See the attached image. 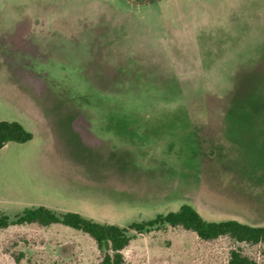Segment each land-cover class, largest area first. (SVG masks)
<instances>
[{
  "label": "rangeland",
  "instance_id": "374dc122",
  "mask_svg": "<svg viewBox=\"0 0 264 264\" xmlns=\"http://www.w3.org/2000/svg\"><path fill=\"white\" fill-rule=\"evenodd\" d=\"M20 72V74L14 73ZM0 212L44 205L127 226L192 205L264 224V0H0ZM122 264H226L238 247L163 224ZM61 223L0 228V264H102Z\"/></svg>",
  "mask_w": 264,
  "mask_h": 264
},
{
  "label": "trees",
  "instance_id": "16d2710c",
  "mask_svg": "<svg viewBox=\"0 0 264 264\" xmlns=\"http://www.w3.org/2000/svg\"><path fill=\"white\" fill-rule=\"evenodd\" d=\"M32 133L19 121L0 119V148L7 142L22 143L30 140ZM37 223L48 225L61 223L87 233L94 239L99 249H105L102 264H122L121 250L132 238L129 230L148 231L151 228L168 224L180 226L194 232L200 239L212 240L227 236L236 243H264V224L253 225L234 218L207 220L192 205L183 203L177 209L159 213L148 220L132 221L127 226L104 223L87 218L75 211L57 213L44 205L23 208L13 217L0 212V228L9 225ZM226 264H258L238 247L229 250Z\"/></svg>",
  "mask_w": 264,
  "mask_h": 264
},
{
  "label": "crops",
  "instance_id": "0c3cea01",
  "mask_svg": "<svg viewBox=\"0 0 264 264\" xmlns=\"http://www.w3.org/2000/svg\"><path fill=\"white\" fill-rule=\"evenodd\" d=\"M14 73V72H13ZM14 74H20V72L14 73Z\"/></svg>",
  "mask_w": 264,
  "mask_h": 264
}]
</instances>
